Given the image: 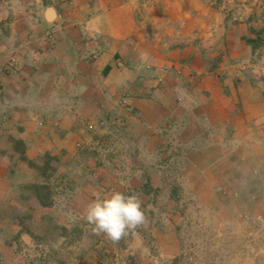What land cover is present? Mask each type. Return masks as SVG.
Returning a JSON list of instances; mask_svg holds the SVG:
<instances>
[{"label": "crops", "instance_id": "obj_1", "mask_svg": "<svg viewBox=\"0 0 264 264\" xmlns=\"http://www.w3.org/2000/svg\"><path fill=\"white\" fill-rule=\"evenodd\" d=\"M204 2L0 0V235L22 229L13 215L22 208L19 145L29 157L34 148L72 151L85 123L101 119L142 134L151 150L181 116L197 124L196 139L205 127L213 133L228 124L236 138L240 129L264 128V91L251 85L261 84L260 69L250 67V78L246 70L222 67L223 77L204 57L208 44L221 39L229 59L245 62L253 47L240 36L247 26L208 29ZM123 99L129 107L118 104ZM21 239L31 237L23 231Z\"/></svg>", "mask_w": 264, "mask_h": 264}, {"label": "rangeland", "instance_id": "obj_2", "mask_svg": "<svg viewBox=\"0 0 264 264\" xmlns=\"http://www.w3.org/2000/svg\"><path fill=\"white\" fill-rule=\"evenodd\" d=\"M204 1L203 12L212 16L208 29L244 23L247 34L241 39L263 37L245 62L229 59L224 42L213 41L204 52L209 67L218 65L223 77H228L223 68L236 67L250 78L255 72L250 67H258L262 76L256 80L263 83L251 85L264 91V0ZM119 103L130 106L126 99ZM110 120L86 122L72 151L34 148L29 157L27 147H17L15 185L22 208L13 215L22 229L0 235V264H264L261 124L250 132L238 130V138L227 123L215 133L205 127L196 139L197 124L181 116L171 121L162 146L151 150L142 134ZM112 191L135 193L147 217L118 243L93 232L84 218L91 199ZM23 231L30 240L21 239Z\"/></svg>", "mask_w": 264, "mask_h": 264}, {"label": "clouds", "instance_id": "obj_3", "mask_svg": "<svg viewBox=\"0 0 264 264\" xmlns=\"http://www.w3.org/2000/svg\"><path fill=\"white\" fill-rule=\"evenodd\" d=\"M85 220L96 234H104L113 243L146 224L141 199L135 194L112 191L110 195L90 200Z\"/></svg>", "mask_w": 264, "mask_h": 264}, {"label": "trees", "instance_id": "obj_4", "mask_svg": "<svg viewBox=\"0 0 264 264\" xmlns=\"http://www.w3.org/2000/svg\"><path fill=\"white\" fill-rule=\"evenodd\" d=\"M259 40H263V37H262V35L259 33V34H257L255 37H253V38H247L246 39V42L248 43V44H250V45H253V47L255 46V44L259 41Z\"/></svg>", "mask_w": 264, "mask_h": 264}, {"label": "water", "instance_id": "obj_5", "mask_svg": "<svg viewBox=\"0 0 264 264\" xmlns=\"http://www.w3.org/2000/svg\"><path fill=\"white\" fill-rule=\"evenodd\" d=\"M53 15H54L53 9L52 8H49L47 10V16H48V18L51 19L53 17Z\"/></svg>", "mask_w": 264, "mask_h": 264}]
</instances>
